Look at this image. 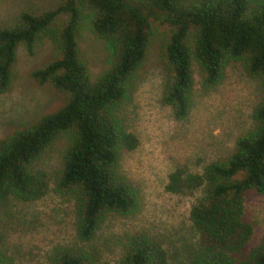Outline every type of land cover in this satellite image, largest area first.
Here are the masks:
<instances>
[{"label": "trees", "instance_id": "trees-1", "mask_svg": "<svg viewBox=\"0 0 264 264\" xmlns=\"http://www.w3.org/2000/svg\"><path fill=\"white\" fill-rule=\"evenodd\" d=\"M91 12L90 29L108 46L107 70L91 79L78 56L76 32L81 8ZM60 15L65 19L51 27ZM164 24L162 51L166 79L161 102L174 119L191 109L192 65L205 89L221 80L233 61L258 81L264 92V0H58L49 9L22 11L14 23L0 27V93L8 90L18 45L31 53L39 35L55 43L58 56L30 72L38 85L63 94L62 104L0 138V206L9 198L41 199L47 189L29 164L61 133L68 135L54 189L73 200L77 240L89 242L108 215H128L138 206V191L120 170L122 151H132L137 137L126 129L120 108L127 101L153 33ZM250 126L231 148L199 173L182 167L168 174L171 194L201 187L188 219L196 247L187 264H264V234L250 246L252 227L243 217V196L264 194V101L251 110ZM0 264H20L0 250ZM45 264H104L81 247L56 246ZM112 264H168L163 245L145 232L126 237Z\"/></svg>", "mask_w": 264, "mask_h": 264}, {"label": "rangeland", "instance_id": "rangeland-1", "mask_svg": "<svg viewBox=\"0 0 264 264\" xmlns=\"http://www.w3.org/2000/svg\"><path fill=\"white\" fill-rule=\"evenodd\" d=\"M58 0H0V27L12 25L22 11L49 9ZM91 12L81 8L76 32L78 56L91 79L107 70L111 55L106 42L90 29ZM60 15L51 27L64 20ZM148 51L137 70L131 93L119 112L126 129L138 139L132 151H122L120 170L138 191V206L128 215L111 214L101 222L89 242L76 239L72 198L54 189L60 158L68 141L61 133L29 164L31 173L47 180L41 199L20 202L9 198L0 206V250L20 264H45L56 246L81 247L99 262L112 264L121 253L126 237L145 232L166 250L168 264H187L196 247V234L188 219L191 205L202 195L201 187L171 194L165 189L168 174L176 168L199 173L201 167L221 158L235 137L250 124L252 107L264 101L256 79L247 76L238 63L226 64L217 85L205 89L199 68L192 65L191 111L174 119L172 109L161 102L166 79L162 51L167 35L164 24L152 23ZM8 90L0 93V138L56 110L63 94L49 84L38 86L30 77L33 69L58 56L55 43L39 35L31 53L18 45ZM243 217L251 227L250 246L264 234V194L244 193Z\"/></svg>", "mask_w": 264, "mask_h": 264}]
</instances>
